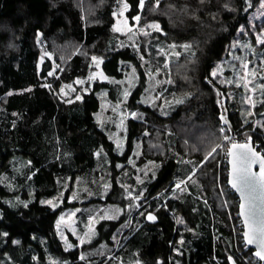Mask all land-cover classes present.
Here are the masks:
<instances>
[{
  "label": "trees",
  "instance_id": "1",
  "mask_svg": "<svg viewBox=\"0 0 264 264\" xmlns=\"http://www.w3.org/2000/svg\"><path fill=\"white\" fill-rule=\"evenodd\" d=\"M123 2L129 6L126 15L131 24L139 16L143 24L158 22L163 32L152 34L148 41L142 37L137 43L116 33L115 14ZM260 2L146 0L141 6L140 0H0V26L9 24L14 32L13 37L7 36L0 27V264H230L231 257L236 264H263L246 246L244 230L236 233L226 212L217 209L213 193L203 202L194 196L216 185L214 164L208 178H197L200 185L191 183L187 193L157 210V223L146 222L136 231L132 224L119 247L118 242H111L112 249L103 255L82 258L81 249H67L59 238L57 220L61 211L73 204L67 201L68 192L65 205L57 209L41 202L42 196L52 197L62 189V180L71 176L73 181L92 165L99 150L104 151L103 160L111 170V191L105 201L118 202L122 195L118 176L127 169L135 144L145 142V133L154 127L164 136L166 155L156 159L159 169L145 184L144 198H154V203L151 209L144 208L142 218L161 202L162 198L156 197L173 182L192 177L201 155L185 159V134L176 131L175 123L187 121L194 129L201 127L206 132L210 131L207 126L218 125L231 134L221 120L219 104L220 91L227 104V89L213 79L212 70L228 55L239 30L249 24V16ZM175 41L180 45V57L167 66L162 52L167 42ZM41 47L56 55L55 61L50 57L42 61ZM258 49L264 51V44ZM94 56L101 58L102 70L112 79L124 78L129 66L137 70L139 81L126 106L140 116L127 121L122 154L96 121L101 109L99 92L107 90L111 99H118L120 90L110 83L90 80ZM151 63L158 64L152 67L154 72L164 68L168 73L171 65L184 63L188 67L181 73H186L188 83L177 81L176 87L184 83L183 94L192 95L184 106L169 107L168 115L140 102ZM78 81L84 88L62 91ZM174 88L170 86L168 91ZM227 110L235 133L242 136L247 128L240 110L232 111L228 105ZM247 136H252L255 144L259 142L261 147L256 148L261 152L264 136L256 132ZM14 159H30L32 163L26 162V167L17 171ZM224 180L227 185L228 177ZM231 194L239 206L238 196ZM235 209L239 213L237 206ZM179 214L186 220L184 225L177 222ZM134 215L124 213L118 221H102L100 226L112 231Z\"/></svg>",
  "mask_w": 264,
  "mask_h": 264
},
{
  "label": "rangeland",
  "instance_id": "2",
  "mask_svg": "<svg viewBox=\"0 0 264 264\" xmlns=\"http://www.w3.org/2000/svg\"><path fill=\"white\" fill-rule=\"evenodd\" d=\"M145 1L143 0V4ZM128 9V4L123 2L116 12V24L114 27L116 33L126 36L127 40L137 43L142 37H145L148 41L152 34L163 32L161 25L156 21L143 24L141 19L138 21L134 19V23L131 24L126 15ZM151 25H158V28L150 27ZM0 27L7 36L13 37L14 32L9 24L4 23ZM253 40L254 44L252 43ZM262 40H264V0H261L258 7L249 16V24L246 27L242 26L239 30L237 37L230 46L228 55L218 62L212 70L213 79L227 89V105L230 110H240V117L243 120V127L247 128L246 131L242 133V136L238 132H236V135H232L226 133L225 130L221 132L222 127L217 125L214 128L207 126V129L210 128V131L206 132L201 127L194 129V126L192 124L188 125L187 121L176 122V131L180 134H185L184 137L186 138L185 141H182L183 149L187 152L185 159H193L192 156L195 157V154H199L201 155V161L194 164L195 170L192 177H190H194L193 179L177 180L156 197H161L162 199L161 202L159 201L153 207L151 212L156 213L167 201L179 199L180 196L190 190L191 183L200 185L197 178H208L209 174L207 172L211 169V165L214 164L217 167L216 187L212 185L211 192L206 191L193 195L197 200L203 202L205 198L210 197V193H213L217 209L226 212L228 218L236 228V233H239V231L243 233L242 221L241 219L237 220L239 213H236L235 209L236 206L238 207V204L231 194L233 191L227 186L228 184L226 185L224 178H227L229 174L226 161L228 160L227 151L231 143L245 142L250 138L249 136L245 137L246 134H252V132H256L261 137L264 136V87H262L264 86V55L263 51L258 49L264 44L261 43ZM11 43L13 42L11 41ZM179 47V42H167V46L162 52L166 58L167 66L172 61L178 62L181 53ZM41 52L42 61L46 57H50L55 61L56 55L54 57V55L49 54L42 47ZM78 52L79 48L76 49L75 53ZM250 54H252L249 58L250 60L252 57V61L254 58L258 61V63L255 62V65H251L248 61ZM61 57L64 62L68 61L67 57L63 55ZM94 57L95 60L93 59ZM94 57L91 59L90 80L92 82L97 80L107 82L118 87L120 90V98L118 97V99H111L107 90L99 92L101 109L96 114V121L114 143L116 151L122 154L126 147L127 121L131 117L140 116L138 112H133L126 106L132 89L139 81L137 70L134 66H129L124 78L120 80L112 79L102 70L101 58ZM157 65L156 63H151V67L147 70L146 89L140 102L152 104L158 107L163 112L162 114L168 115L167 110L169 107L173 105L184 106L189 99L188 96L192 95L185 96L183 94L184 83L179 85L180 87H176L177 81L187 82L186 73L184 75L181 73H183L182 70H187L188 67L184 63L183 65H175L174 67L171 65L168 73L165 72L164 68H158L155 72L152 71V67ZM83 84V82H77L62 91L65 93L70 90L73 92L78 91L79 88H84ZM170 86L175 87L174 90L168 91V87ZM168 126L164 128L171 131ZM190 135H195L194 137L192 136V140L189 138ZM224 136L230 137L231 140H224ZM145 138V142L140 140L135 144L134 151L128 161V167L126 166L127 169L118 176V184L122 189V195L118 197V202L109 203L105 201L111 191L112 183L110 181V164L103 160V156L105 155L102 150L96 152V161L92 165L86 166L84 171L76 175L73 181L71 176L66 180H62L63 184L59 183L62 189L57 194L52 197H41L43 204L57 209L65 205L66 193L68 192L67 201L73 204L61 211L56 223L58 236L67 249L77 246L81 249L82 257L103 255L112 249L111 242H118L117 247H119L121 240L127 234V229L132 224L135 225L134 231H136L146 223V218H142L144 216L142 213L147 206L151 209L154 198L145 200L143 194L145 184L156 175L159 169V163L156 162V159L166 155V148L163 144L164 136L159 127H154L152 130L146 132ZM256 143L260 145L259 142ZM213 149H216V151L213 152ZM261 149L264 152V147ZM25 160L28 164L32 163L30 159ZM12 162L17 171H22L26 167V162L23 160L14 159ZM117 167L121 168L122 166L119 164ZM133 174L134 177H132ZM178 184L179 187H177ZM97 198H101L104 201L98 203L92 202L93 199ZM49 201L51 203H48ZM130 212L135 213V218L132 217L128 222L117 224L112 231L107 226H100L102 221H118L124 213L129 214ZM177 220H182L183 225L186 222L181 214L178 215ZM99 238L103 240L94 244L95 240ZM244 260L245 262L250 260L246 254L244 255Z\"/></svg>",
  "mask_w": 264,
  "mask_h": 264
},
{
  "label": "snow or ice",
  "instance_id": "3",
  "mask_svg": "<svg viewBox=\"0 0 264 264\" xmlns=\"http://www.w3.org/2000/svg\"><path fill=\"white\" fill-rule=\"evenodd\" d=\"M141 6L143 5V0H140ZM127 7V5H125ZM135 20H139L140 17H134ZM150 27L158 28V25H151ZM264 43V40L261 41ZM95 60V57L93 58ZM51 75V73H49ZM215 75V73H213ZM82 83V81H78ZM264 87V86H262ZM227 123V121H225ZM224 129H221L223 132ZM224 140H231L230 137L224 136ZM216 149H213L215 152ZM227 155L232 157V186L237 188L247 201V204H241V215L245 216L244 223L248 226L249 231L244 233V236L247 238V243L252 244L259 241L264 248V227L258 226L255 219V193L258 188H264V154L257 153L255 149L249 144H238L231 143L230 148H228ZM254 163H259L260 171L258 174H255L251 171L252 165ZM179 187V184L177 185ZM48 203H51L49 201ZM149 220H155V217L152 215L148 216ZM178 223H182V220H178ZM257 256H260L264 259V255L261 252L256 253ZM83 258V257H82Z\"/></svg>",
  "mask_w": 264,
  "mask_h": 264
},
{
  "label": "water",
  "instance_id": "4",
  "mask_svg": "<svg viewBox=\"0 0 264 264\" xmlns=\"http://www.w3.org/2000/svg\"><path fill=\"white\" fill-rule=\"evenodd\" d=\"M219 104L221 106V120H222L223 124L231 130L232 135H236L235 130L233 129V126H232L231 121L229 119V114H228L227 104H226V97L221 91L219 92ZM225 121H227V123H225ZM246 142L249 143L255 149V151L257 153H261L260 151L257 150L253 137H250L245 142H241L238 144H244ZM231 160H232V157L228 156V164H229L228 186L233 191V193H235L239 198V206H238L239 217L242 221L243 230L245 233L246 231H249V228L244 223L245 216L241 215V211H242L241 204H247V201L245 199V196H243L242 193L237 188H234L232 186V183H231V181H232V163H231ZM251 171L255 174H258L260 171L259 163H254L252 165ZM255 196H256V199L254 201V203H255V219L257 221L258 226L264 227V188H258L257 192L255 193ZM149 215L154 216L155 220H149L148 219ZM145 218H146V222L149 224H154V223H157V221H158V217L154 212H148L146 214ZM244 241H245V244L247 247L253 249V257L264 264V259H262L260 256L256 255L257 252H261L262 255H264V248H262L261 243L259 241H257L255 243L249 244V243H247V238L245 236H244ZM229 262H230V264H236L235 260L232 257L229 258Z\"/></svg>",
  "mask_w": 264,
  "mask_h": 264
},
{
  "label": "flooded vegetation",
  "instance_id": "5",
  "mask_svg": "<svg viewBox=\"0 0 264 264\" xmlns=\"http://www.w3.org/2000/svg\"><path fill=\"white\" fill-rule=\"evenodd\" d=\"M264 52V51H263ZM252 54H250L249 56H248V61L251 63V65H255V62H257L258 63V61H256V59L254 58L253 59V61H252V57H251V60L249 59L250 58V56H251ZM263 55H264V53H263ZM264 57V56H263ZM264 106V105H263ZM262 153V152H261ZM263 154V153H262ZM148 212H151V211H147L146 212V214L148 213Z\"/></svg>",
  "mask_w": 264,
  "mask_h": 264
},
{
  "label": "built area",
  "instance_id": "6",
  "mask_svg": "<svg viewBox=\"0 0 264 264\" xmlns=\"http://www.w3.org/2000/svg\"><path fill=\"white\" fill-rule=\"evenodd\" d=\"M241 142H244V141H241ZM241 142H237V143H241ZM256 147H258L259 145L258 144H255ZM226 167L228 168L229 170V164H228V160L226 161Z\"/></svg>",
  "mask_w": 264,
  "mask_h": 264
},
{
  "label": "bare ground",
  "instance_id": "7",
  "mask_svg": "<svg viewBox=\"0 0 264 264\" xmlns=\"http://www.w3.org/2000/svg\"><path fill=\"white\" fill-rule=\"evenodd\" d=\"M234 219V218H233ZM243 230V229H242Z\"/></svg>",
  "mask_w": 264,
  "mask_h": 264
}]
</instances>
